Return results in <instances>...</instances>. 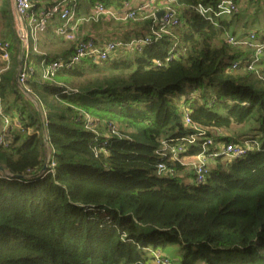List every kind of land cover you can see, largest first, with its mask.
I'll return each instance as SVG.
<instances>
[{"label": "trees", "instance_id": "trees-1", "mask_svg": "<svg viewBox=\"0 0 264 264\" xmlns=\"http://www.w3.org/2000/svg\"><path fill=\"white\" fill-rule=\"evenodd\" d=\"M84 1L115 7L128 0ZM217 3L172 0L182 24L140 52L83 61L51 80L34 73L25 86L45 111L55 151L54 174L34 177L43 168L41 120L16 87L20 41L9 2H0L11 62L5 71L0 63L1 109L20 124L0 146V264H148L149 250L169 246L179 248L178 264H264V58L257 72L246 70L254 50L227 43L231 21L215 24L195 11ZM57 25L41 36L46 56L30 54L31 64L72 54L71 44L54 48ZM117 25L125 37L146 36L151 21ZM45 90L51 100H42ZM186 92L198 96L186 102ZM183 107L210 136L216 132L217 143L244 139L252 149L215 158L202 184L183 183L175 173L186 168L156 154L162 141L192 133ZM81 113L115 124L123 137H96ZM104 140L105 153L95 157L93 146ZM160 162L172 173L158 176Z\"/></svg>", "mask_w": 264, "mask_h": 264}, {"label": "built area", "instance_id": "built-area-1", "mask_svg": "<svg viewBox=\"0 0 264 264\" xmlns=\"http://www.w3.org/2000/svg\"><path fill=\"white\" fill-rule=\"evenodd\" d=\"M11 12L13 20V28L16 36L20 41V53L18 56L19 64L15 74V84L17 89L26 97L31 96L30 91L26 88L27 80L36 72L40 74L42 80H51L54 78L57 71L61 69H72L83 61H89L93 64L111 60L120 52L138 51L142 48L158 42L164 34H168L173 28L179 27L182 24L180 14L171 6L172 0H138L133 3L128 0L120 6L106 7L101 2L89 3L87 14H82L80 10L79 0H10ZM264 2V0H262ZM159 11L163 14L157 19L156 15ZM197 14L201 17L214 22L217 18L229 17L237 14L238 8L236 0H218L215 8L198 6L195 8ZM149 19L151 25L149 34L146 36H135L129 40H109L99 43L94 38H79L77 33L81 25L92 26L101 21L114 23H126L128 21ZM50 23L58 24L55 28V33L60 41L67 45H72V54L63 56L56 60L46 63L43 58L38 65H33L29 62V56L32 53L46 56L45 53L39 50V36H42L48 29ZM216 24V22H214ZM29 40H32L33 46L30 47ZM227 43L231 47L248 48L254 50L246 70L257 72V64L264 57V43H256L255 35L249 34L246 38L238 39L232 35H228ZM171 55L168 54L166 60H169ZM10 62V44L0 39V63L3 67L1 71L8 68ZM156 65L160 62L156 61ZM238 67V63H234L232 68ZM36 109L39 112L42 132L43 145L41 153L43 157L42 165L45 170H41L38 174H54L55 151L49 143L46 127L47 120L45 111L40 103L35 99L33 101ZM0 146H6L12 136L10 132L15 127H20L19 121L16 118L9 117L1 109L0 100ZM83 123L84 129L92 132L96 137L122 138L118 127L109 122L96 121L91 115L81 113L79 117ZM183 124L186 128L192 131L188 136L162 141L160 148L156 154L168 161L177 162L182 166H190L193 173L194 182L202 184L205 182L208 175V165L217 157L226 159H238L246 155L252 149V144L249 141H244L241 144L234 143H217L214 138L216 135L210 136L207 128H202L192 122L189 117V110L183 107ZM100 127L107 131V136H101L98 133ZM107 142L97 141L92 150L95 157L99 153H105ZM189 148L198 149L195 155H187ZM172 170L167 168L165 162H160L156 166V174L169 175ZM150 261L148 264H174L160 250H149Z\"/></svg>", "mask_w": 264, "mask_h": 264}, {"label": "rangeland", "instance_id": "rangeland-1", "mask_svg": "<svg viewBox=\"0 0 264 264\" xmlns=\"http://www.w3.org/2000/svg\"><path fill=\"white\" fill-rule=\"evenodd\" d=\"M3 0H0V2ZM8 1L10 3V0H5ZM248 1V5L246 4L243 5L244 7H240L237 5L238 11L236 15H231L228 18L235 21L237 24H245L244 26V31L246 32V34H254L255 37V42L256 43H260L262 38L264 37V2L262 0H247ZM79 2L81 3L82 1L79 0ZM96 2V1H95ZM86 3H89L88 1H86ZM94 3V2H92ZM240 9H243L240 11ZM239 17V22H237V18ZM53 25V23H50V26ZM87 26V25H86ZM4 31V26L1 25L0 22V39H4L2 32ZM236 35V34H233ZM41 39V36H39V40ZM53 39V38H52ZM30 43V47L33 46V42L32 40H29ZM62 44L60 41L58 40H54L53 39V46L54 48H60ZM11 62L9 64L8 67H10ZM50 90V89H49ZM49 90H45L43 92L42 95V100L45 99L47 97V99L51 100V98H48V92ZM196 96H198L196 93L192 94L191 96L189 95V92H186L185 94V101L187 102V100L191 98H195ZM27 99H29L31 102H33L36 98L31 95L30 98L26 97ZM22 102V101H21ZM18 104L20 105V102H18ZM98 133L101 136H107V131L103 128L100 127L98 130ZM213 135H216V132H212ZM218 135H223V133H218ZM242 142L246 141L244 139H240ZM241 142V143H242ZM185 170H182L180 172H178L177 174L175 173V175H178V177L182 178L183 183L185 184H190L193 183V177L190 176L189 171L191 169L190 166H185ZM162 253L164 255H166L174 264H178L179 263V258H180V250L177 246H169L167 249H165L164 251H162Z\"/></svg>", "mask_w": 264, "mask_h": 264}, {"label": "crops", "instance_id": "crops-1", "mask_svg": "<svg viewBox=\"0 0 264 264\" xmlns=\"http://www.w3.org/2000/svg\"><path fill=\"white\" fill-rule=\"evenodd\" d=\"M133 3L137 2L138 0H131ZM10 9H11V1H10ZM236 4L240 7H244L243 5L246 6L248 5L247 0H236ZM89 9V3H86V1H82L80 3V10L82 14H87ZM243 9H240V11ZM243 12V11H241ZM238 17V16H237ZM226 21L230 22V28H229V33L230 34H236L234 35L235 38L238 39H243L246 38L248 33L243 30L245 24H237L235 21L229 19L228 17H224ZM237 22H239V17L237 18ZM118 23L114 22H108V21H101L98 24H94L92 26H86V25H81L79 28V31L77 33V36L79 38H88L92 37L94 38L97 42L102 43L106 42L109 40H127L129 38L135 37L136 35L134 33H131L128 35L129 37H125V34L123 32L118 31ZM252 34V33H250ZM41 40V39H40ZM60 41V40H59ZM62 44L61 49L63 48L64 50H67V44L60 41ZM264 58V57H263ZM262 58V59H263Z\"/></svg>", "mask_w": 264, "mask_h": 264}, {"label": "water", "instance_id": "water-1", "mask_svg": "<svg viewBox=\"0 0 264 264\" xmlns=\"http://www.w3.org/2000/svg\"><path fill=\"white\" fill-rule=\"evenodd\" d=\"M11 4H12V3H11ZM162 14H163L162 11H159V12L157 13L156 17H157L158 20H159V18L161 17ZM42 170H43V171L45 170V166H43ZM38 176H39V174L36 175V176H34V177H38Z\"/></svg>", "mask_w": 264, "mask_h": 264}]
</instances>
